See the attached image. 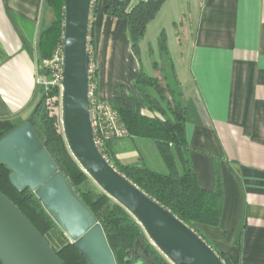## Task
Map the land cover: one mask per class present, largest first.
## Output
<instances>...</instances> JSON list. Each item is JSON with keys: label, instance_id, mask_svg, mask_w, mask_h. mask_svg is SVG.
<instances>
[{"label": "crops", "instance_id": "1", "mask_svg": "<svg viewBox=\"0 0 264 264\" xmlns=\"http://www.w3.org/2000/svg\"><path fill=\"white\" fill-rule=\"evenodd\" d=\"M121 1L99 0L94 19L98 96L107 103L121 87L133 92L140 72L127 19L105 14ZM53 19L45 0H0V121L25 118L37 104V46ZM189 23L195 25L188 33ZM163 32L171 57V41L190 34L185 67L179 71L172 60L186 99L191 164L203 190L214 192L219 182L223 193L219 227L200 232L231 263L264 264V0H167L144 40L150 34L149 47L157 49ZM126 140L112 144L117 160L146 165ZM243 225L240 251L235 241Z\"/></svg>", "mask_w": 264, "mask_h": 264}, {"label": "trees", "instance_id": "2", "mask_svg": "<svg viewBox=\"0 0 264 264\" xmlns=\"http://www.w3.org/2000/svg\"><path fill=\"white\" fill-rule=\"evenodd\" d=\"M99 0L92 1L93 27L89 31L90 62L95 64L94 81L98 86L99 72L96 65L94 19ZM133 0H122L115 8L109 5L105 14L127 19L128 37L133 54L139 57L140 42L144 39L148 25L155 19L167 0H147L132 4ZM45 7L53 12L54 19L44 28L38 41L39 73L44 76L43 62L49 60L57 47L63 43L65 26V0H45ZM31 40H25V49L33 55ZM159 63L153 61L155 75L140 68L132 83V91L124 87L113 100L112 108L132 141L149 140L154 143L167 174L157 173L144 164L123 165L112 149L116 140L106 141L101 153L110 163L144 193L168 209L175 217L194 230L225 264L231 263L200 232V226L217 228L221 222L223 193L218 182L214 192L203 190L193 170L185 125L186 99L182 84L169 52L165 33L157 42ZM153 52V48L149 47ZM60 91L55 88L39 90V100L25 118L0 121V141L16 129L28 123L55 162L59 172L81 202L102 226L116 264H134L143 260L146 264H171L154 248L139 223L94 185L78 161L70 152L65 136L60 131L53 107H58ZM11 171L0 163V192L10 199L54 247L63 264H88L74 243L58 227L43 207L35 193L29 189L18 192L10 183ZM244 225L235 241L241 251Z\"/></svg>", "mask_w": 264, "mask_h": 264}, {"label": "water", "instance_id": "3", "mask_svg": "<svg viewBox=\"0 0 264 264\" xmlns=\"http://www.w3.org/2000/svg\"><path fill=\"white\" fill-rule=\"evenodd\" d=\"M93 0H65L62 125L68 148L86 174L143 228L171 264H224L197 233L120 173L94 140L87 50ZM0 163L18 192L35 193L88 264H116L102 226L81 202L31 126L0 141ZM0 264H63L54 247L0 192ZM134 264H146L142 259Z\"/></svg>", "mask_w": 264, "mask_h": 264}, {"label": "built area", "instance_id": "4", "mask_svg": "<svg viewBox=\"0 0 264 264\" xmlns=\"http://www.w3.org/2000/svg\"><path fill=\"white\" fill-rule=\"evenodd\" d=\"M92 7V6H91ZM93 27V19L90 15L89 31ZM90 37L88 35V52ZM45 75L39 74L38 84L45 89L55 88L62 96V81L64 72V44H60L49 60L43 62ZM95 64L90 62L89 67V106L90 118L93 127L94 140L97 147H103L106 141L121 140L127 137V131L120 123L118 114L113 110L112 103L103 102L98 96V86L94 81ZM150 240V239H149ZM151 245L157 248L150 240ZM225 264V263H224Z\"/></svg>", "mask_w": 264, "mask_h": 264}, {"label": "rangeland", "instance_id": "5", "mask_svg": "<svg viewBox=\"0 0 264 264\" xmlns=\"http://www.w3.org/2000/svg\"><path fill=\"white\" fill-rule=\"evenodd\" d=\"M193 20H195V19L192 18V21ZM194 25L195 24H190V23L187 24L188 33L191 30V28H192V30L194 29ZM191 42L192 41L190 39V34H187V35L184 34L181 37V39L179 41H177V43L174 40L171 41V54H172L173 60L175 62V65H176V67H178L179 71L182 70L183 67H185V64L187 61L186 57L189 54ZM149 43H153L150 34L145 40L143 39L140 42V55H139V57H137L134 54H133V56H134V61H135L136 67H139V68L142 67L143 70L147 74L153 76V75H155V72L153 71L152 63H153V61H156L159 63V55H158L159 52H158V48L156 47L157 49H153V52L151 55V52L149 50V46H150ZM179 44L181 47H179ZM124 60H126V59L124 58ZM130 65H131V63H130ZM112 67H115V65H112ZM131 67H132V65H131ZM41 87L42 86H40V88ZM59 102H60V104L58 107L52 106L53 107V115L58 118L59 129L64 134L63 125H62V98H61V94L59 96ZM126 144L128 145V149L130 152L138 154V155L140 154V156H138V157H141V156L143 157V160L146 162V165L148 168H150L151 170H153L157 173H160V174H167L168 173V170L166 169V167L161 168L160 165H162V164H159V161H160V163H162V160H161L157 150L155 149L154 143L152 141L136 140L135 142H132L131 140L127 139ZM93 183H94V181H93ZM94 185H96V184L94 183ZM96 186L98 187V185H96ZM159 253L161 254L160 251H159Z\"/></svg>", "mask_w": 264, "mask_h": 264}]
</instances>
